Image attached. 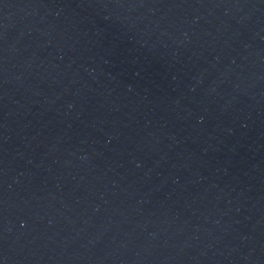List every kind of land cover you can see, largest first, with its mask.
Listing matches in <instances>:
<instances>
[{
	"label": "water",
	"instance_id": "obj_1",
	"mask_svg": "<svg viewBox=\"0 0 264 264\" xmlns=\"http://www.w3.org/2000/svg\"><path fill=\"white\" fill-rule=\"evenodd\" d=\"M0 264H264V0H0Z\"/></svg>",
	"mask_w": 264,
	"mask_h": 264
}]
</instances>
